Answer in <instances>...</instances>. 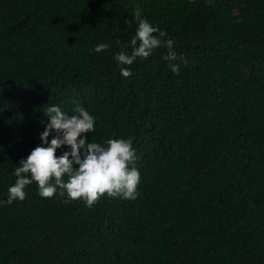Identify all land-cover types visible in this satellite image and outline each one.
Here are the masks:
<instances>
[{"label":"trees","instance_id":"obj_1","mask_svg":"<svg viewBox=\"0 0 264 264\" xmlns=\"http://www.w3.org/2000/svg\"><path fill=\"white\" fill-rule=\"evenodd\" d=\"M137 5L174 40L178 75L161 47L121 76ZM10 27L0 201L52 105L94 115L89 142L130 139L140 183L137 199L92 208L27 186L0 203V264H264V0H0V34Z\"/></svg>","mask_w":264,"mask_h":264},{"label":"clouds","instance_id":"obj_2","mask_svg":"<svg viewBox=\"0 0 264 264\" xmlns=\"http://www.w3.org/2000/svg\"><path fill=\"white\" fill-rule=\"evenodd\" d=\"M134 17L138 26L128 45L132 49L131 54L120 51L115 55V60L122 65L121 76L130 78L132 71L124 66L132 65L137 59H147L161 47L167 48L164 59L170 62L171 71L178 75L180 65L171 63L178 59L173 51L174 40L165 38L167 34L164 31L142 18L138 5L134 9ZM16 33V29L10 27L0 34V41ZM109 47L108 43H99L94 51L100 53ZM179 59L187 64L186 58ZM86 63L99 65L96 61ZM43 113L49 117V122L40 133L42 144L25 143L20 146L22 159L13 173L15 183L7 189V199L0 203L11 205L14 201H24L27 196L25 189L33 183L41 199H58L63 203L83 200L89 208L105 196L137 199L140 173L134 166L137 156L130 139L113 138L104 144L89 142L88 134L95 131L96 117L79 103L71 115L57 105L48 107ZM52 131L56 132L55 136H49ZM79 249L86 251L82 247Z\"/></svg>","mask_w":264,"mask_h":264}]
</instances>
